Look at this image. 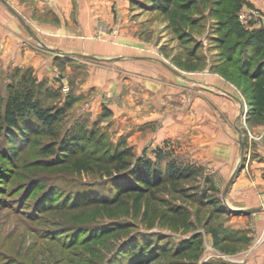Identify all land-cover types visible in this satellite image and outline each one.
Here are the masks:
<instances>
[{
	"label": "rangeland",
	"instance_id": "374dc122",
	"mask_svg": "<svg viewBox=\"0 0 264 264\" xmlns=\"http://www.w3.org/2000/svg\"><path fill=\"white\" fill-rule=\"evenodd\" d=\"M188 2L190 10L181 8ZM214 4L65 0L62 8L53 0H0V95L5 98L35 78L43 86L38 92L43 106L70 102L56 123L55 137H33L14 161L0 160V264H134L126 250L135 244L159 249L147 264H264V191L232 195V182L223 194L240 160L239 134L242 169L248 157L264 149V124L248 114L241 87L216 70L217 49L210 40ZM10 9L24 11L33 26L64 19L73 43L64 38L57 45L45 42L39 28L31 30L26 23L27 29ZM6 16L13 19L17 36L11 45L21 53L30 48L48 56L50 77H38L35 67L7 53ZM236 16L245 28H264V1L243 0ZM83 17L89 23L84 32L77 26ZM99 40L117 52L95 54L92 45ZM141 65L146 68L138 71ZM221 88L238 103L231 113L225 112ZM77 124L91 137L85 143L91 158L126 151L133 162L138 157L160 159L164 169L171 159L192 165L196 173L177 182L165 179L138 202L125 195L123 207L110 215L99 200L114 196L110 186L119 177L78 173L71 161L43 155L44 145L72 133ZM227 157L232 159L229 166L223 161ZM192 192L196 194L190 197ZM207 195L216 196L219 205L204 202ZM172 206L183 208V214H175ZM255 207L261 210L239 211ZM111 225L125 228L104 233ZM98 231L103 233L96 235Z\"/></svg>",
	"mask_w": 264,
	"mask_h": 264
},
{
	"label": "trees",
	"instance_id": "16d2710c",
	"mask_svg": "<svg viewBox=\"0 0 264 264\" xmlns=\"http://www.w3.org/2000/svg\"><path fill=\"white\" fill-rule=\"evenodd\" d=\"M214 1L210 14L215 20L211 25L210 40L217 49L214 54L216 70L241 87L243 97L248 104V114L264 124V28L259 26L248 29L241 25L236 12L243 0ZM167 6L165 4L164 9ZM181 8L190 10L192 4L191 2L182 4ZM27 82L28 85L25 87L10 90L5 98L0 95V139L2 140L0 160L2 161L7 157L10 161H14L18 149L30 144L29 141L33 137L42 134L55 137L56 123L66 114L70 104L67 102V105L60 107L43 106L38 96V92L43 88L41 82L36 81L35 78L28 79ZM90 138L79 124L72 133L67 132L59 141L55 139L44 145L43 155L54 154L59 157L58 161L65 164L71 161V168L78 173L98 171L108 177H119L110 186L114 196H106L99 200L110 215H115L118 209L123 207L125 195H133L138 202L150 188L158 187L165 179L177 182L190 179L196 173L192 165L176 163L171 159L167 161L164 169L158 164L160 159L155 161L138 157L133 162L126 159L128 155L126 151L114 152L103 160L91 158L90 154L85 153L87 147L85 143ZM77 154L82 156L76 157ZM158 154L159 158H164L163 152ZM180 190L184 189L180 188ZM195 194L196 192H192L188 195L193 197ZM207 197L204 202L209 201L208 203L214 206L219 205L216 196L207 195ZM198 200L202 202L201 198ZM171 210L177 215L183 214V208L172 206ZM123 228L125 227L111 225L104 233L120 232ZM100 233L103 232L98 231L96 235ZM154 250L150 251L146 244L141 247L140 244H135L129 251L126 250V253L134 257V264H147ZM157 251L158 248L155 252ZM179 253L180 250H177L176 254ZM157 256L155 255V258Z\"/></svg>",
	"mask_w": 264,
	"mask_h": 264
},
{
	"label": "crops",
	"instance_id": "0c3cea01",
	"mask_svg": "<svg viewBox=\"0 0 264 264\" xmlns=\"http://www.w3.org/2000/svg\"><path fill=\"white\" fill-rule=\"evenodd\" d=\"M65 1V0H53V4L54 6L57 5H61V2ZM249 1H255V2H259V3H263L264 0H249ZM41 6V5H40ZM63 6L65 5H61L62 8H64ZM56 8V7H55ZM13 13V12H12ZM1 14V13H0ZM18 14L25 20L26 23L30 24L29 28L32 30L33 28L37 27V29L39 28V30L41 32L44 33L45 38L43 36H41L42 40H44L45 42H52L54 44H58V39L60 38H64V39H69V42L73 43V36H70V31L68 29V27H65L63 20L60 21V23H51V22H46L43 23L42 26H40L39 23H37L35 26H33L31 20L28 18L29 15L25 14L24 11L22 10H18ZM2 15V14H1ZM65 19H68L69 13L65 12L64 13ZM63 17V16H61ZM8 25H9V29H7V33L6 36V43H5V50L7 51V53H12L13 57H14V61H17L22 63L23 65H31L33 67H35L36 69V73L38 75V77H44V76H51V69L52 68L48 61V56H44L43 54H40L39 52H35L34 50L30 49V48H25L24 53H21L20 49H17L15 46H12L11 44H13V41L16 40L12 39L15 36L14 32L12 33V28L11 27V23H12V18L6 16ZM86 18L83 17L81 18V22L78 26V28L81 29L82 32L86 31L89 27V23L86 22L85 20ZM68 21V20H67ZM84 21V23H83ZM72 23H69V25H71ZM2 30V29H0ZM32 33V32H31ZM20 39V38H18ZM61 39V40H62ZM5 40V38H4ZM70 43V44H72ZM86 45L88 46V48H90V42H85ZM81 44H83V42H81ZM111 44V43H110ZM117 45V44H115ZM93 49L95 50V54H102L104 55V53L106 54H111L114 55L117 52V48L113 47L112 44L108 47V49L105 48V45L102 43L101 40H99L97 43H94ZM19 48V47H18ZM5 51V52H6ZM124 57V56H123ZM122 58V56H121ZM46 61V65L43 68V61ZM41 66V67H40ZM145 69V66L139 67L138 71H141L142 69ZM115 73L120 72V69H113ZM141 76V75H140ZM136 79V78H135ZM137 80V79H136ZM146 80V79H145ZM147 81V80H146ZM219 93L221 94L220 98L222 101H225V112L226 113H231L232 112V107L234 106V104H236V106L238 105V103H235V99L233 98V95H229L228 92L224 89L221 88ZM231 97V102L228 100V97ZM223 97V98H222ZM227 98V99H226ZM226 99V100H223ZM234 99V100H233ZM236 102H238L236 100ZM234 103V104H233ZM228 104L230 106V108L228 107ZM229 109V111H228ZM186 122V121H185ZM179 127H181V125L179 124ZM262 137L264 138V126L261 127L260 130ZM222 135V134H221ZM224 136V134H223ZM228 135H226L227 137ZM229 137V136H228ZM231 140V139H229ZM231 147V146H230ZM231 151V148H229V151ZM234 160V159H233ZM225 164H227V166L230 165V163L232 162V159L230 157H227L225 160H223ZM223 163V162H222ZM263 171H264V149L262 150L261 148H259V151H257V155L255 154L252 157H248L246 162H245V166L239 170V172L236 174V177L230 187V194H234V195H240V193L242 192H246V190H256V189H262V191H264V175H263ZM251 194V191L250 193Z\"/></svg>",
	"mask_w": 264,
	"mask_h": 264
},
{
	"label": "water",
	"instance_id": "95a60500",
	"mask_svg": "<svg viewBox=\"0 0 264 264\" xmlns=\"http://www.w3.org/2000/svg\"><path fill=\"white\" fill-rule=\"evenodd\" d=\"M13 14L19 19V21L28 29V25L26 24V22L23 20V18L17 14L13 9H10ZM84 55H88V54H84ZM89 56V55H88ZM90 57H94L92 55H90ZM168 66V65H167ZM169 67V66H168ZM239 149H240V160L239 162L237 163V165L235 166L230 178L228 179L227 181V184L225 186V189H224V195L227 193V190L228 188L230 187L231 183L233 182V179L237 173V171L240 169V161L242 159V156H243V142H242V138H241V134H239ZM261 210V207H255V208H244V209H239V211H242V212H256V211H259Z\"/></svg>",
	"mask_w": 264,
	"mask_h": 264
}]
</instances>
